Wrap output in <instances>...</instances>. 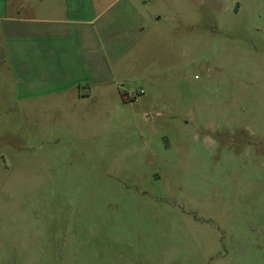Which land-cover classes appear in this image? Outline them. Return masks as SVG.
Returning <instances> with one entry per match:
<instances>
[{
    "label": "rangeland",
    "instance_id": "obj_1",
    "mask_svg": "<svg viewBox=\"0 0 264 264\" xmlns=\"http://www.w3.org/2000/svg\"><path fill=\"white\" fill-rule=\"evenodd\" d=\"M171 2L138 102L42 131L0 104V264H264V0Z\"/></svg>",
    "mask_w": 264,
    "mask_h": 264
},
{
    "label": "crops",
    "instance_id": "obj_2",
    "mask_svg": "<svg viewBox=\"0 0 264 264\" xmlns=\"http://www.w3.org/2000/svg\"><path fill=\"white\" fill-rule=\"evenodd\" d=\"M171 1L0 0V104L39 131L105 118L112 100H125L120 84L135 48L163 18L178 20Z\"/></svg>",
    "mask_w": 264,
    "mask_h": 264
},
{
    "label": "built area",
    "instance_id": "obj_3",
    "mask_svg": "<svg viewBox=\"0 0 264 264\" xmlns=\"http://www.w3.org/2000/svg\"><path fill=\"white\" fill-rule=\"evenodd\" d=\"M143 93H144L143 91H139L136 93L125 95V100L131 101V102H138L141 94H143Z\"/></svg>",
    "mask_w": 264,
    "mask_h": 264
}]
</instances>
